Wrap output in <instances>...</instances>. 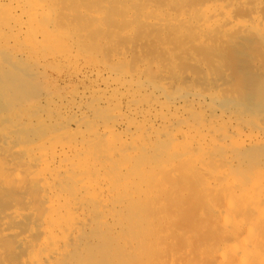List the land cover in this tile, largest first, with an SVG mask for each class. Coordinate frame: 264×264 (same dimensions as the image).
Listing matches in <instances>:
<instances>
[{
    "label": "bare ground",
    "instance_id": "bare-ground-1",
    "mask_svg": "<svg viewBox=\"0 0 264 264\" xmlns=\"http://www.w3.org/2000/svg\"><path fill=\"white\" fill-rule=\"evenodd\" d=\"M81 1L86 2L80 4L79 1L73 2V0H0V105L5 107L24 101L25 106L27 97L33 95L35 91L27 71L38 70L39 66L36 65L38 62L29 56V53L27 54L26 42L27 37H30L27 33L32 36L36 32L39 33L34 39L37 45L41 44V49L51 46V43L59 47L58 42H62L68 35L74 36V40L72 39L74 42H70L78 43L81 37L72 32L68 21L71 23L77 21L79 28L82 27L79 26L80 21L84 22L85 27L92 21H112L113 26L120 21L124 23L129 21L130 24L138 21L139 23H136L140 24L138 28L141 30L144 28L151 34L166 33L169 36L170 34L172 36L174 31L181 33L191 28V31L198 30L200 39L204 35H209L210 38V34L218 32V34L225 32L226 35L236 31L235 33L246 35L244 32L248 31L247 35L253 34L257 40L258 38L264 40L262 13L264 7L249 6L252 8L251 11H243L247 9V4L253 5L252 1L249 3L246 0H212L211 4L202 8L193 10L191 7H185L176 10L177 12H173L175 8L169 10L171 6L162 8L163 4L148 2L141 5L140 9L137 7L138 12L135 8L134 10L126 8V11H129L128 15L116 12L118 15L116 18H114L115 12L113 14L112 12L117 11L118 7L114 6L116 9H113L114 4L110 6L112 1L110 5L106 3L101 7L100 0ZM116 4L118 5L117 2ZM135 5L138 6L136 3ZM233 5L239 7L235 8L237 11L231 8ZM259 8L262 9L260 13L263 16L258 12ZM238 12L239 14H236ZM242 13L243 18L244 13H248L246 16L250 15L246 20L248 25L245 24L246 22L243 23L244 20L236 18V15ZM108 16H111L110 20ZM85 21L89 22L85 25ZM126 24L128 22L124 26H127ZM122 28L125 27L118 29L122 30ZM101 29L100 27V31H93L100 33ZM137 31L134 34L139 32ZM245 35H241L242 38ZM91 36L90 40L93 43ZM166 36L169 38L168 35ZM208 37L206 40L210 42ZM228 37L226 40L231 39ZM236 37L238 38V35L232 36L233 41L232 39L230 41L234 42L233 45ZM125 38H118L120 40L117 42L121 45L117 43L119 45H108L107 48L108 42L104 40L106 42L102 44L106 45L105 48L103 47L104 52L100 61L94 59V64L86 69L84 66L81 72L78 70L79 72L75 73L76 75L72 74L79 78L82 84L87 85H84L83 90H74L69 97L62 94L64 97L55 95L49 99V96L44 95L45 100L42 103L35 99L36 104L31 111L27 112L25 106L26 108L23 107L20 113L15 112L6 118L8 120L6 127L0 129V149L5 151L7 158L4 156L2 159H6L0 160L2 163H0V172L3 176L6 175L5 177L12 176L8 179L9 182L11 179L14 180L15 186L11 188L12 191L15 190L14 187L16 188V192L13 193H16L14 197H17V200L21 195L19 193H24L23 196L21 195L23 198L20 197L24 201H19L18 203L22 204L18 205L22 208L25 205L26 215L29 216L26 232L28 238L37 236V239L35 237L31 241L28 238L15 237L10 231L4 233L3 228L10 229L21 219V210L24 209L15 205L17 204L15 202V204L11 203L7 212L0 218V234L10 240L8 241L10 247L5 242L8 249L16 251L25 244L28 246L29 242V253L25 246V264H121L125 254L129 257L132 254L131 259L133 263L137 262L136 264L143 257L152 255L149 264L154 263L156 258L153 257L152 252L156 245L152 246L154 248H151L152 251L143 247V243H140L141 240L138 238H143L144 242L147 239L143 237L145 232L139 237L134 227L135 223L133 224L132 221L134 217L137 218L134 211L136 212L140 206L143 207L142 204L150 199L154 184L162 182L163 191L168 190L166 184L168 186L172 184L170 189L173 187L175 192L179 189L195 192L196 188L199 195L201 193V198L209 203L211 208L209 211L221 224L220 233L225 241L224 246L218 249L220 264H264V82H258L259 85L253 83L255 79L257 80L256 74L259 72H253V67L249 68L253 74L255 73L253 76L256 77H253L252 74H247L248 71L243 73L242 68L241 72L234 69L233 72L236 70L239 77L236 76L237 74L234 75L238 79L241 78L242 73L243 76L247 75V78L250 76L255 79L251 81L249 78L250 84L247 80L245 83V80L236 79L237 82L234 84L232 81L234 85H230L234 86L232 89L227 88L232 82L224 81V87L223 84L220 85L223 83L222 80H218L217 76L216 78L211 76L220 81L221 89L216 83L218 87L205 89L202 88L203 85L199 86L196 78L198 75L204 76L201 75L203 71L196 73L194 81L188 74L174 71L176 68H173L174 60L178 58V54L174 55L173 59L174 52L170 54L165 51L164 54L168 55L161 58L164 54L160 57L163 52L159 51L160 54L158 52L159 55L156 57L160 59H155V55H151L153 51L149 52L147 49L148 56L154 57L150 59L145 57L147 55L145 50L141 49L144 54L146 53L143 56L134 50V45H127L130 37L126 38L127 40ZM93 39L97 40L95 37ZM121 40L125 41V48L121 47L124 46ZM237 42L239 40L236 39ZM66 46L67 43L61 44L62 48ZM78 48L80 50V47ZM81 49L83 50L82 45ZM130 51L133 54L136 51L138 54L132 57ZM96 54L100 56L99 53ZM81 55L77 57H82ZM71 58L73 60L74 57ZM178 59L180 60V56ZM66 60L70 59L66 58ZM180 64L183 68L187 65L190 67L187 63L185 67L184 63ZM262 68L264 75V67ZM179 69L182 71V67ZM187 69L191 68L183 69V72ZM192 69L191 74H193ZM207 70L210 71V68ZM214 72H211V75ZM263 75L261 79L264 78ZM203 81L207 82V78ZM33 112L34 115L31 114ZM22 138L27 140L22 141ZM135 191L140 195L139 203L134 197ZM170 191L168 190L169 193ZM170 195L169 198L174 194ZM13 198L12 200L15 201L16 199ZM173 198L169 200H174ZM166 199L164 200L167 201ZM159 200L162 202L160 198ZM174 201H171L172 206L175 202H180V200ZM184 201L183 203H186ZM171 203H167V207L163 203V208L165 206L170 211L173 209L169 207ZM171 212L174 214L176 211L173 209ZM171 212L166 213L167 217L172 215ZM172 217L174 218V215ZM213 223L215 224V221ZM183 237H180V240ZM2 242L1 240L0 243ZM114 243L117 244L116 247ZM110 247L116 249L113 251ZM137 251L139 252L135 256ZM127 258V261L130 260Z\"/></svg>",
    "mask_w": 264,
    "mask_h": 264
},
{
    "label": "rangeland",
    "instance_id": "rangeland-1",
    "mask_svg": "<svg viewBox=\"0 0 264 264\" xmlns=\"http://www.w3.org/2000/svg\"><path fill=\"white\" fill-rule=\"evenodd\" d=\"M71 1V0H70ZM76 1H79L80 2V4L81 3H85L86 1H81V0H76ZM75 0H73V2H76ZM89 1H97V0H89ZM99 1V0H98ZM108 1V2H107ZM110 1H112L111 2V5L109 4L110 3ZM114 1V2H113ZM195 1V2H194ZM203 1H204V3H205V1H206V3L204 4L203 3ZM209 0H134V1H131V0H100V3L101 4H99V6L101 7L102 5H104V4H106V3H108L110 6H112L113 4V9L115 8V7H118L117 8V11L116 10H113V12H112V9L110 10V12H112V14L115 12V16H114V18H116L118 15H116L117 13L116 12H118V14L119 13H124V15H128V12L129 11H126V8H130L131 10H134L133 8H135V11H139V9L141 8V5H145L146 3H148V2H152V3H157V4H163L164 6H162V8L164 7V8H169L170 6V8H169V10H171L172 8L174 9V11L173 12H177L176 10H181V9H183V8H185V7H191V9L193 8V10L194 9H196V8H202L203 6H205V5H207V4H211L213 1L212 0H210L209 2H208ZM214 1H216V0H214ZM253 2V5H252V3H250V2ZM116 2L118 3V5L116 4ZM128 2V3H127ZM165 2V3H164ZM196 3V4H194V3ZM199 2H200V4H199ZM246 2H249L250 3V5L249 4H247V9H245V10H247V11H245V10H243L244 12H249V11H251V9L255 6V5H259L260 6V8L262 7H264L263 5H264V0H260V1H256V0H246ZM135 3L136 4H138V6L137 5H135ZM193 3V4H192ZM107 4V6H109ZM123 6H122V5ZM134 5L133 7L132 6H130V5ZM166 4V5H165ZM191 4V5H190ZM129 5V6H128ZM115 6V7H114ZM122 6V7H121ZM124 6H127V7H124ZM136 6V7H135ZM249 6H251L252 8H250ZM139 9H138V8ZM231 8H233L234 9V11H237V10H235V8L236 9H238L239 7L237 6V5H233V7H231ZM248 8H250L249 10H248ZM259 8V10H258V12L260 13L261 12V10L262 9H260ZM116 9V8H115ZM125 9V10H124ZM136 9H138V10H136ZM121 10H123L122 12H120ZM241 11H242V9H240ZM239 10V11H240ZM263 10H264V8H263ZM124 11H126V12H124ZM240 11V12H241ZM242 11V12H243ZM110 12H108V14L110 13ZM107 13V12H106ZM263 14H264V11L262 12ZM262 13H260V15H262L263 16V14ZM233 14H235V13H233ZM236 14H239V12L238 13H236ZM245 14V17L243 18V13L241 14V15H236V18H238V19H242V21H243V23H245L246 22V20H248L249 19V16L250 15H248V16H246L247 14L246 13H244ZM250 14V13H249ZM110 15V14H109ZM233 16H235V15H233ZM238 16H241V17H238ZM109 17H111V16H108L107 18H108V20H110L109 19ZM112 17H113V15H112ZM152 17V16H151ZM155 16H153L152 18H154ZM246 17H247V19H246ZM264 17V16H263ZM63 22V21H62ZM64 22H66V24H68V22H69V27L71 28V30H72V32L73 33H77V35H78V37H81V38H79L80 40H78V43L77 42H75V44H73V40H74V36L73 35H68V36H65L64 37V39L66 40H64L63 39V41L62 42H58L59 43V47L58 46H56L54 43H51L50 45L51 46H47V48L46 47H42V49L40 48L41 46V44H39V45H37L36 44V40L34 39V37H36V36H38L39 35V33L38 32H36L35 33V35L33 34V36L32 35H30V34H28L27 33V35H29L30 37H27V54L29 55V56H32L33 57V59L35 60V61H37L38 63L36 64L37 66H39V69L38 70H28L27 71V74H28V76H29V79H30V81H31V83L34 85V87H35V91H34V93H33V95H30V97H27V105H25L26 107H27V112L28 111H31L33 108H34V106H35V102H36V100H39V101H37V102H40V103H42L43 102V100H45V98L43 97L44 95L45 96H49V99L50 98H53L55 95H57L58 97H64V96H67V97H69L70 95H71V93L75 90H78V91H81V90H83V88H84V85L85 86H87L86 84H82L81 83V81H80V79L79 78H76L75 76H73L72 74H74V75H76L79 71L81 72L82 70H83V68H84V66H85V68L84 69H86L87 67H89V65H91V64H94V61L95 60H99L100 61V59H101V54H102V52H104L103 51V47L105 48V45L106 44H102V43H104V42H108L107 43V45H106V48H107V46L109 45H112V46H114V44L115 45H121V43L120 42H117L118 40H120L121 39V37L124 39L126 36V38H129V40L127 41V42H129V43H126L127 45H131V46H133V48H134V50H136L140 55H143V56H145L146 55V53H147V55L145 56V57H148V58H150V59H154V57L152 58V56H148V51L149 52H151V51H153V53L151 54V55H155V59L157 58V59H160V57H161V55H163L164 53H172V52H174V54L172 53V55H173V59H174V55L175 56H177V54H178V58H179V56H180V60H182L181 62H179L180 60L176 57V59L174 60V67L173 68H175L174 69V71L176 72V73H185V74H188L189 76H191V77H193V81L195 80V77H196V73H198L199 74V72L201 73L202 71V73H201V75H204V76H200V75H198V77L200 78V80H199V78L198 77H196L198 80H197V82L200 84L199 86L201 87V85H203V87L202 88H207V89H211V88H213V87H218V85H219V82L220 81H218L219 79L220 80H222L223 81V83H221L220 85H222V86H224L225 85V83H224V81H226V82H228V81H230V82H234V84L237 82L236 81V79L237 80H245V83H246V80H247V82L249 81L248 79L250 78V80L251 81H253L254 79H252V77H248L247 78V75H246V72L248 71V73L247 74H252L251 76H253V75H255V73L253 74L252 73V71L253 72H255L256 71V73L257 72H259L258 74H256L257 76H258V78H257V80L255 79V81L253 82L255 85H256V83L259 85L260 83H263L264 81L262 80V79H264V78H262L261 79V75H263V68L262 67H264V60H263V57H264V40H262V39H260V38H258V40L256 39V36H253V34L251 35V34H249V35H247V33H248V31L247 32H244V33H246V35L245 34H243V33H235L236 31H232V33H230L229 32V34L227 33L226 35L227 36H229L228 38H231L232 39V41H233V38H232V36H237L238 35V38L236 37V38H234V40H235V44L233 45L232 43H234V42H230L231 41V39H229V40H226L227 39V36L225 35V32H222V34H221V32H220V34H218V33H214V34H210V38L208 37L209 35H204L201 39L204 41V43L205 44H203L202 42V40L200 39V34H199V32H198V30L197 29H195V30H193V31H191L190 29V31L187 29V30H184V31H182L181 33H179V31H174V33H173V35L171 36V34H170V36H169V34H166V33H160V34H156V33H150V32H148L146 29H142L141 30V28H138L139 26H140V24H138L139 22L138 21H136V22H138V23H136V22H134L135 24H130L129 23V21H125V23H127L128 22V24H126L127 26H124V21H120V23L118 22V21H116V22H118V23H116L115 24V26H113L112 25V21H92L91 23H89V24H87V22H89V21H85V25H86V27L84 26V22L83 21H80V22H78L79 24H81V25H79V26H82V27H78V24H77V21H73L72 23H71V21H64ZM82 22V23H81ZM105 22H107V23H109V24H104ZM114 22L115 21H113V24H114ZM123 22V23H122ZM73 24V25H71V24ZM102 23V24H101ZM76 24V25H75ZM90 24H91V26H90ZM121 24H122V26L123 27H125V28H122V30H124V32H122V30L121 29H118L119 27L121 28L122 26H121ZM245 24H247L248 25V23L246 22ZM88 25H89V27L90 28H88ZM116 25H117V27H116ZM84 26V27H83ZM106 26H108V27H106ZM135 26V27H134ZM137 26V27H136ZM73 27H74V29H73ZM92 27V28H91ZM95 27V28H94ZM98 27V28H97ZM100 27L102 28L101 29V32L100 33H98V32H94V31H100L99 29H100ZM85 30V28H88L87 30H85V31H82L83 29ZM126 28H128V29H126ZM135 28H137L136 30H135ZM77 29V30H76ZM105 29H107V30H105ZM108 29H109V31H108ZM112 29V30H111ZM117 29V31H115ZM194 29V28H193ZM94 30V31H93ZM103 30H105V31H103ZM111 30V31H110ZM119 30H121V31H119ZM132 30V31H131ZM139 32H138V31ZM77 31V32H76ZM80 31H82V32H80ZM107 31L108 32H110L109 34L107 33ZM115 31V32H114ZM119 31V32H118ZM127 31H129L128 33H127ZM135 31H137L138 33L137 34H134V33H136ZM143 31V32H142ZM145 31V32H144ZM246 31V30H245ZM94 32V33H93ZM114 32V33H113ZM119 34H118V33ZM121 32V33H120ZM83 34V35H79V34ZM89 33V34H88ZM38 34V35H37ZM91 34H92V36H91ZM106 34H108L109 35V37H107V35ZM125 34V35H124ZM147 34V35H146ZM165 34V35H164ZM194 34H198L197 36L199 37H197L196 35H194ZM239 34H240V36H239ZM106 35V36H105ZM118 35H121V37H119ZM131 35V36H130ZM135 35H137V36H135ZM151 35V37H149ZM155 35H157V36H155ZM166 35H168V37L169 38H166L167 36ZM183 35V36H182ZM214 35V36H213ZM221 35V36H220ZM241 35H245V36H243V38H242V36ZM255 35V34H254ZM84 36H86V37H84ZM90 36L91 37H95L97 40L95 41L93 38H92V42L93 43H91V40H90ZM129 36V37H128ZM159 36L162 38H159ZM163 36V37H162ZM166 36V37H165ZM177 38H176V37ZM211 36H213V37H211ZM31 37H33V38H31ZM107 37V38H106ZM135 39H133V38ZM154 37H156V38H154ZM179 37V38H178ZM194 37H197L196 39L194 38ZM207 37L210 39V42H208L209 40H206L207 39ZM216 37V38H215ZM240 37V38H239ZM249 37V38H248ZM251 37V38H250ZM31 38V39H30ZM86 38V39H85ZM104 38H106V39H104ZM109 38V40H112L113 39V41H109V40H107ZM118 38H120V39H118ZM125 38V40H127ZM212 38V39H211ZM215 38V39H214ZM34 39V40H33ZM73 39V40H72ZM85 39V40H84ZM199 41H198V40ZM217 39V40H216ZM236 39H237V41L239 40V42H237L236 43ZM104 40H106V41H104ZM196 40V41H195ZM215 42H213V41ZM70 41H73V42H70ZM82 41L84 42V43H82ZM94 41H95V43H94ZM115 41V42H114ZM195 41V42H194ZM213 42V44H212V42ZM231 43H229V42ZM256 41V42H255ZM69 42V43H68ZM86 42V43H85ZM121 42L123 43L124 42V46H121V47H126V45H125V41H123V40H121ZM207 42H208V44H207ZM63 43H67V46L66 47H64V48H62L61 47V44H63ZM117 43H119V44H117ZM135 43V44H134ZM191 43V44H190ZM209 43H211V44H209ZM259 43V44H258ZM69 44V45H68ZM87 44V45H86ZM93 44V45H92ZM136 44H139V45H141V47L139 46V45H137L136 46ZM145 44V45H144ZM201 44V45H200ZM239 44V45H238ZM81 45H82V48H83V50L81 49ZM123 45V44H122ZM144 45V46H143ZM203 45H204V48H203ZM215 45H216V47H215ZM260 45V46H259ZM30 46V47H29ZM35 46V48H33ZM77 46V47H76ZM91 46V47H90ZM108 46V47H109ZM135 46H136V48H135ZM202 46V47H201ZM206 46H210V48H205ZM28 47H29V49H28ZM37 47V48H36ZM76 47V48H75ZM78 47H80V50H79V48ZM120 47V48H121ZM199 47H201V48H199ZM212 47V48H211ZM214 47V48H213ZM226 47V48H225ZM243 47V48H242ZM46 48V50H44ZM51 48V49H50ZM75 48V49H74ZM96 48V49H95ZM100 49L99 51H97L98 49ZM31 49V50H30ZM33 49H34V51H33ZM37 49V50H36ZM59 49V50H58ZM70 49H71V51L72 52H70ZM74 49V50H73ZM77 49V50H76ZM86 49V50H85ZM96 50V52H93L94 50ZM141 49H142V51L143 50H145V54L141 51ZM148 49V51H146ZM238 50V52H236L237 50ZM41 50H44V51H41ZM49 50H50V52H49ZM76 50V51H75ZM85 50V51H84ZM88 50H89V52H88ZM105 50V49H104ZM200 50V51H199ZM232 50V51H231ZM235 50V51H234ZM48 51V52H47ZM132 51V50H131ZM130 51V54H132L133 56L132 57H134V54H138L136 51H134V54L132 53ZM159 51H162L163 53L162 54H160V52ZM166 51V52H165ZM246 51V52H245ZM34 52V53H33ZM47 54H45V53ZM74 52V53H73ZM86 52H87V54H86ZM91 52V53H90ZM155 52H156V54H155ZM158 52H159V54H160V57H156V56H158L159 54H158ZM41 53H42V55H41ZM72 53V54H71ZM89 53V54H88ZM96 53H99L100 54V56L98 55V54H96ZM203 53V54H202ZM209 53V54H208ZM211 53V54H210ZM230 53H232V54H230ZM238 53V54H237ZM240 53V54H239ZM248 53V54H247ZM257 53V54H256ZM37 54V55H36ZM40 54V55H39ZM67 54H68V56H67ZM82 54V55H81ZM93 54H96V55H93ZM129 54V53H128ZM205 54V55H204ZM36 55V56H35ZM77 55H81L82 57H77ZM88 55V56H87ZM168 54H164V56H162L161 58H163V57H166ZM183 57H182V56ZM200 55V56H199ZM203 55H204V57H203ZM211 55V56H210ZM236 57H235V56ZM34 56H35V58H34ZM53 56V58H51ZM63 56H66V58H68V60L70 61H67L66 60V58H64ZM73 56L74 58H73V60H72V58L71 57ZM136 56V55H135ZM188 56V57H187ZM218 56V57H217ZM230 56V57H229ZM234 56V57H233ZM261 56V57H260ZM41 57H42V59H41ZM46 57V58H45ZM84 57V58H83ZM99 57V58H98ZM131 57V56H130ZM185 57V58H184ZM187 57V58H186ZM195 57V58H194ZM224 57V58H223ZM232 57H233V59H232ZM237 57H239L238 59H237ZM38 58V59H37ZM61 58V59H60ZM83 60H82V59ZM87 58V59H86ZM182 58V59H181ZM189 58H191V59H189ZM204 58V59H203ZM206 58V59H205ZM221 58V59H220ZM54 59V60H53ZM56 59V60H55ZM58 59V60H57ZM60 59V60H59ZM64 59V60H63ZM75 59V60H74ZM95 59V60H94ZM237 59V60H236ZM29 60V59H28ZM53 62H52V61ZM200 60V61H199ZM258 60V61H257ZM49 61H50V63H49ZM75 62L77 65L75 66L74 64H71V62ZM235 61V62H234ZM46 62V63H45ZM58 62H60L59 64H58ZM63 62H64V64H63ZM179 62V63H178ZM208 62H211V64L210 63H208ZM246 62H248V63H246ZM257 62V63H256ZM62 63V64H61ZM69 63V64H68ZM176 63H178V64H180V63H184V67H185V65H186V63L187 64H189L190 65V67L187 65L185 68H183V65H181L180 64V66L182 67V71L179 69V68H181L178 64H176ZM202 63V64H201ZM227 63V64H226ZM230 63V64H229ZM242 63V64H241ZM259 63V64H258ZM39 64V65H38ZM43 64V65H42ZM55 64V65H54ZM58 64V65H57ZM71 64V65H70ZM238 64V65H237ZM60 65H62V66H60ZM67 65V66H66ZM178 65V66H177ZM241 65H243V66H241ZM258 65V66H257ZM49 66V67H48ZM59 66V67H58ZM71 68H70V67ZM80 66H81V68H80ZM192 66H194V67H192ZM257 68V70H256V68ZM260 66V67H259ZM42 67H43V69H42ZM65 67V68H64ZM78 67V69L76 70V68ZM177 67H179V68H177ZM254 68V69H252V71H250V69L251 68ZM50 68V69H49ZM53 68V69H52ZM74 68H75V70H74ZM186 68H193L192 69V73L193 74H191V69L189 70V69H187V71H185V72H183ZM210 68V71L211 72H213V71H215L214 72V74H212L211 75V72L210 71H208L207 69H209ZM214 68V69H213ZM242 68V72L244 73V71H246L245 72V75L246 76H243V73H242V76H240L241 78H239L238 79V74H237V71L236 70H239L240 71V69ZM245 68H246V70H245ZM250 68V69H249ZM184 69V70H183ZM234 69H236L234 72H233V70ZM59 70V71H58ZM70 71V72H67V71ZM73 70V71H72ZM79 70V71H78ZM189 70V71H188ZM213 70V71H212ZM55 71V72H54ZM76 71V72H75ZM173 71V72H174ZM205 71H207V72H205ZM220 71H221V73H220ZM44 72V73H43ZM59 72V73H58ZM74 72V73H73ZM210 72V73H209ZM241 72V71H240ZM261 72V73H260ZM76 73V74H75ZM204 73H206V74H204ZM208 73V74H207ZM239 73V72H238ZM44 74V75H43ZM68 74H69V76H70V74H71V78L68 76ZM210 74V75H209ZM233 74V76H231ZM234 74H237L236 76H238L237 78H236V76L234 75ZM33 75V76H32ZM50 75V76H49ZM67 75V76H66ZM208 75V77H205V76H207ZM218 75H220L219 77H218ZM240 75H241V73H240ZM214 77V78H216V76H217V79L218 80H216V79H214V78H212V77ZM230 76V77H229ZM264 76V75H263ZM53 77V78H52ZM205 79H204V78ZM212 78V80L210 79V78ZM225 77V78H224ZM235 77V79H233ZM243 77V78H242ZM244 77L245 78H247V79H244ZM253 77H256V76H253ZM259 77H260V80H258L259 79ZM41 78H43V79H41ZM47 78V79H46ZM63 78V79H62ZM202 78V79H201ZM206 78H207V82L206 81H203V80H206ZM223 78V79H222ZM229 78H232V79H228ZM45 79V80H44ZM54 79V80H53ZM61 79L63 80V81H61ZM208 79L209 80H211V81H208ZM214 79V80H213ZM227 79V80H226ZM41 80V81H40ZM46 80H47V82H46ZM52 80V81H51ZM73 80V81H72ZM191 80V79H190ZM262 80V81H261ZM36 81V82H35ZM39 81V82H38ZM76 81V82H75ZM215 81V82H214ZM216 81H218V82H216ZM38 82V83H37ZM196 82V81H195ZM196 82V83H197ZM213 84H212V83ZM230 82H228V83H230ZM233 82L232 83H230L229 85H228V83H226L227 85V88H234V84H233ZM258 82H260V83H258ZM197 83V84H198ZM215 83L216 84H218L217 86L215 85ZM249 84H250V81L248 82ZM36 84V85H35ZM72 84H75V85H72ZM231 84H233L232 86H230ZM251 84H252V82H251ZM83 85V86H82ZM208 85V86H207ZM219 85V86H220ZM73 87H74V89H73ZM77 87V88H76ZM225 87V86H224ZM81 88V89H80ZM218 88H220L221 89V86L220 87H218ZM223 88V87H222ZM60 89V90H59ZM59 93V94H58ZM64 96H63V95ZM42 95V96H41ZM56 96V97H57ZM37 97V98H36ZM31 98H32V100H31ZM35 101H34V100ZM41 100V101H40ZM29 101V102H28ZM31 103H32V105H31ZM34 104V105H33ZM19 106H22V107H19ZM24 106V101H18L17 103H15V104H10V105H6L5 107L3 106V105H0V129L1 128H3V127H6V125H7V122H8V120L6 119L9 115H11V114H13V113H15V112H18V113H20L21 112V110L23 111V109L24 108H26ZM4 107V108H3ZM15 107H17V108H15ZM24 107V108H23ZM28 107H31L30 109L28 108ZM33 107V108H32ZM15 108V109H14ZM8 109V110H7ZM17 110V111H16ZM8 115H7V114ZM31 114H35V112H33V113H31ZM7 115V116H6ZM1 116H3L4 118L2 119L1 118ZM4 123V124H3ZM2 124V125H1ZM4 125V126H3ZM72 128H74V126L72 125ZM25 140H27L26 138H22V141H25ZM5 153V151L4 150H2V149H0V160L5 156V155H7V154H4ZM6 157V156H5ZM7 158V157H6ZM5 158V159H6ZM4 159V160H5ZM3 159L1 160V161H4ZM1 161H0V163H1ZM2 164V163H1ZM3 171H5L4 169H3ZM5 174V173H4ZM6 175H2V172H0V218L3 216V213H6L7 212V210H8V208L10 207V204L12 203V204H15V203H17V204H15V205H18V204H22V203H18L19 201L20 202H23L24 201V199L23 200H21L20 199V197L21 198H23L22 196L24 195V193L22 194V193H19V194H21L20 195V197H18L19 199L17 200V197H14V194H16V193H13V191H15L16 190V188L14 187V189L15 190H13L12 191V189L13 188H11V187H13V186H15L13 183H14V180H10V182H9V177H11L12 178V176H9V177H5ZM2 177V178H1ZM3 177H5V179L6 180H4L3 179ZM9 178V179H8ZM4 180V181H3ZM6 181H8V182H6ZM167 183H169V181L167 182ZM160 184V185H159ZM161 184L163 185V183L162 182H158L157 184H154V189H152V193L150 194V199H148V200H146L145 201V203L144 204H142L143 205V207H138V209L136 210V212L134 211V215L137 217L136 219H135V217H134V219H133V221H132V223L134 224H136L137 226H139V227H137L135 224H134V227H136V229H137V234L139 233V237H141V235H142V233H144L142 236L144 237V239H146V237H147V239L149 240V241H147V239L143 242V238L141 239H139L138 238V240H141L140 241V243H143V247H147V248H149L150 249V251H152V249H154V248H152V246L153 247H155V245H156V248H155V250H153V252L152 253H154L153 254V257H155L154 259L156 260H154V263H150V264H220L219 263V259H218V249L220 250V248L221 247H223L224 246V244H225V241L222 239V234L220 233V231H221V224L219 223V221L218 220H215V218L214 217H212V215H211V211H209V210H211V208H210V205H209V203H206V200L205 199H203V197L201 198V193H200V195H199V193H198V190H196V188L194 189L195 190V192L194 191H192L191 190V192L188 190V191H185V189H184V191H182L181 189H179V191H177V192H175L174 190H173V187H171L172 189H170V186L172 185H169L168 186V184H166V189H168L169 191H170V193L168 192V190H166V191H163V189H162V186H161ZM5 185H7V186H5ZM9 187V188H8ZM160 188V189H159ZM155 190V191H154ZM180 191H182V192H180ZM16 192V191H15ZM153 192H155V193H153ZM159 192L161 193V194H159ZM180 192V193H179ZM184 192H186V193H188V194H186V193H184ZM199 192H200V190H199ZM17 193H18V191H17ZM172 193V197H174L173 199L175 200V201H178V200H180V202L178 201V203L177 202H175L174 200H171V201H174L175 203H174V205L172 206V204H173V202L171 203V201L169 200L170 198H172V197H170L169 198V195ZM177 193V194H176ZM190 193H191V196H190ZM196 193V194H195ZM18 194V195H19ZM167 194V195H166ZM178 194L181 196H178ZM195 194V195H194ZM184 195H186V196H184ZM192 195H194V196H192ZM17 196V195H16ZM140 195L138 194V192L137 191H135V194H134V197L137 199V202L138 201H140L141 199H139L140 197H139ZM151 196H154V197H151ZM162 196V197H161ZM171 196V195H170ZM187 196H189V197H187ZM197 196V197H196ZM199 196V197H198ZM14 197V198H13ZM24 197H26V196H24ZM180 197V198H179ZM185 197H187L188 198V200H187V198H185ZM192 197V198H191ZM12 198L13 199H16L15 201L14 200H12ZM151 198H152V200H151ZM154 198V199H153ZM159 198L162 200V202L164 203H162L160 200H159ZM163 198V199H162ZM167 198V199H166ZM183 200H182V199ZM196 198H200L201 200L199 201V199L197 200ZM158 201V202H155L156 200ZM164 199H166L167 201H165ZM151 200V201H150ZM155 200V201H154ZM185 200V201H184ZM13 201V202H12ZM148 201L151 203L152 202V204L150 205V203H148ZM160 201V202H159ZM171 203L170 204V208H173V209H175V211L176 212H174V214L171 212V210H173V209H171L170 211H168V209L169 208H166L167 206L166 205H168L167 203H169V202ZM183 201L184 202H186V203H183ZM15 202V203H14ZM136 202V205L139 203H137ZM143 202V201H142ZM165 202H167V203H165ZM150 205V206H147L148 204ZM155 203H157L156 205H154ZM158 203H159V205H158ZM179 203H181L180 205H179ZM25 204V203H24ZM165 205L164 206V208H163V205ZM204 204H206V205H204ZM208 204V205H207ZM19 206H21V205H18V207ZM25 206V205H24ZM23 206V208L25 209L26 208V206L24 207ZM147 206V207H146ZM172 206V207H171ZM177 206H179V207H177ZM204 206H206V208L204 207ZM158 207V209H159V211H158V209H156ZM7 208V209H6ZM19 208H22V207H19ZM22 208V209H23ZM207 208H209V209H207ZM21 210V212H22V216H23V218H22V216H21V219L14 225V226H11L10 227V229L7 227V229H4L3 228V230H4V233H6V232H8V231H10L15 237L16 236H20V237H24L25 239H27L28 238V235H27V232H26V227H27V221L29 220V216L28 215H26V213H27V211H26V209L25 210ZM140 210H141V212H140ZM156 210V211H155ZM139 211V212H138ZM166 211V212H165ZM168 211V212H167ZM209 211V212H208ZM25 212V213H24ZM157 212H158V214H157ZM169 212H171V214L172 215H170L171 216V218L169 219V215H168V217H167V214L169 213ZM210 213V215L208 214V213ZM23 213L25 214V215H23ZM140 215H139V214ZM167 213V214H166ZM137 214V215H136ZM170 214V213H169ZM202 214V215H201ZM174 215V218L172 217ZM206 215V216H205ZM24 216H26V217H24ZM138 216H140V217H138ZM164 216V217H163ZM209 216H211L212 217V219H211V217H209ZM28 217V218H27ZM166 217V218H165ZM168 218V219H167ZM214 218V219H213ZM168 221H167V220ZM171 219H173V220H171ZM181 219V220H180ZM186 219V220H185ZM210 219L213 221H215V224L212 222V221H210ZM135 220H137V221H135ZM173 221H174V223H173ZM152 222V223H151ZM184 222V223H183ZM19 223V224H18ZM23 223V224H22ZM172 223H173V225H172ZM18 224V225H17ZM151 225V226H150ZM154 227V228H153ZM146 228V229H145ZM149 228V229H148ZM152 228V229H151ZM141 229V230H140ZM144 229V230H143ZM218 229H219V231H218ZM155 230V231H154ZM166 230V231H165ZM175 231V232H174ZM0 232H1V230H0ZM155 232V233H154ZM219 232V233H218ZM183 234H185L186 235V238H185V235H183ZM179 235V236H178ZM184 236L183 238H181V240L183 239V241H181L180 240V237H182V236ZM155 236V237H154ZM30 237V236H29ZM35 237H36V239H37V236L35 235ZM34 236L33 237H30V238H28V240H31L32 241V239L33 238H35ZM151 238V239H150ZM157 238V239H156ZM214 238V239H213ZM0 239L4 242H2V243H0V264H25V261H26V250H25V246H27L26 244L25 245H23L20 249H17L16 251H13L11 248H10V250L8 249L9 247H10V245H8V244H10V242H8V241H10V240H7V238L6 237H2V235L0 234ZM8 239H11V238H8ZM36 239H34L35 241H37ZM217 239V240H216ZM1 240H0V242H1ZM33 240V241H34ZM155 240V241H154ZM34 241V242H35ZM115 241V240H114ZM117 242H118V240H116ZM157 241V242H156ZM5 242H7L6 244L9 246H7L6 244H5ZM117 242H115V243H117ZM217 242V243H216ZM115 243L113 244V245H115ZM4 246H2V245ZM6 245V247H7V249L5 248V245ZM28 244V246H27V248H28V253H29V242L27 243ZM151 244V245H150ZM117 245V244H116ZM116 245H115V247H116ZM184 245V246H183ZM170 247H172V248H170ZM152 248V249H151ZM113 248L112 247H110V250H112ZM116 248H114L113 249V251L115 250ZM160 250V251H159ZM138 252L139 251H137V253H136V255L135 256H137V254H138ZM28 253H27V255H28ZM160 253V254H159ZM134 254V253H133ZM157 256H156V255ZM132 255V254H131ZM131 255H130V257H129V255H127L126 256V254L122 257V262H124L125 260H126V258L128 257V258H130V260H126L125 262H124V264H129V262H132L133 263V260L131 259L132 257H131ZM125 257V258H124ZM147 256H145V257H143L141 260H139L138 261V264H149V260L152 258V255L151 256H148L147 258H146ZM127 258V259H128ZM150 258V259H149ZM123 259H124V261H123ZM189 259V260H188ZM192 259V260H191ZM135 260V259H134ZM145 260V261H144ZM160 261V262H159ZM122 262H121V264H122ZM177 262V263H176ZM132 263H130V264H132ZM137 262H134L133 264H136ZM117 264V263H116Z\"/></svg>",
    "mask_w": 264,
    "mask_h": 264
}]
</instances>
